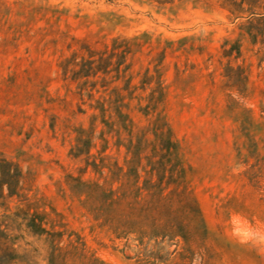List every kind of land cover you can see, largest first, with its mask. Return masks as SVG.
Wrapping results in <instances>:
<instances>
[{"label":"rangeland","instance_id":"obj_1","mask_svg":"<svg viewBox=\"0 0 264 264\" xmlns=\"http://www.w3.org/2000/svg\"><path fill=\"white\" fill-rule=\"evenodd\" d=\"M240 23L221 0H0V164L17 173L12 192L0 184V227L17 258L3 261L1 250L0 262L60 264L52 238L28 227L47 213L55 224L48 229L65 231L63 247L80 236L105 264H264V39ZM116 36L139 43L130 58L135 83L148 68L162 69L164 111L202 212L187 239L117 238L68 183L69 174L81 176L84 161L70 151L90 111L77 83L63 79L60 60L78 41ZM226 39L239 42V58L222 56ZM229 62L246 70L241 92L230 86ZM137 102L135 130L149 123ZM68 264L82 262L69 256Z\"/></svg>","mask_w":264,"mask_h":264},{"label":"trees","instance_id":"obj_2","mask_svg":"<svg viewBox=\"0 0 264 264\" xmlns=\"http://www.w3.org/2000/svg\"><path fill=\"white\" fill-rule=\"evenodd\" d=\"M221 1L231 18L241 20L243 33L253 40L264 39V0ZM136 45V39L124 36L98 45L81 40L60 60L63 79L77 83L83 104L90 111L89 127L77 129L76 144L70 151L72 157L84 161L81 176L69 174L68 183L76 195L85 196L90 213L109 226L117 238L135 235L141 243L146 239H187L189 224L202 221L188 181L190 166L164 111L162 69L156 66L152 73L148 68L139 83L134 82L130 58ZM222 47L223 57L241 55L238 41L226 39ZM226 76L231 87L240 92L246 89L247 74L242 65L234 67L229 62ZM138 90L150 92L142 96L137 95ZM134 100L138 101L135 108L149 118L148 125L138 130L131 116ZM80 111L87 109L80 107ZM113 149L116 154L123 153L122 162L115 153H109ZM0 169V184L8 185L12 192L17 173L7 174L2 164ZM89 171L97 177L84 179ZM46 217L47 213L34 214L28 227L52 238L54 258L60 249V264H68L69 256L82 264H105L94 254L88 255L80 236L63 247L65 231H50L47 226L54 229L55 224ZM1 250H5L3 261L11 263L17 258L14 243L0 227Z\"/></svg>","mask_w":264,"mask_h":264}]
</instances>
